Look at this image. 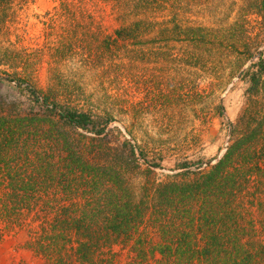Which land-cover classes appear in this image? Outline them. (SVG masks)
<instances>
[{
    "label": "rangeland",
    "instance_id": "rangeland-1",
    "mask_svg": "<svg viewBox=\"0 0 264 264\" xmlns=\"http://www.w3.org/2000/svg\"><path fill=\"white\" fill-rule=\"evenodd\" d=\"M60 1L16 0L7 29L0 34V116L45 119L29 126L6 123L38 130L42 138L29 141L28 155L21 139L27 133H16L15 150L5 147L1 153L0 264H214L202 256L205 249H216L205 234L234 229L233 219L228 220L233 210L242 213L247 229L264 232V185L244 186L229 201L215 196L218 185L205 184L202 178L235 139L264 122V92L249 90L250 75L264 59V17L243 13V0H208L209 9L207 4L181 13L192 25L235 27L230 38L239 51L249 48L254 55L232 54L241 64L233 77L230 68L220 80L201 69L194 75L195 68L145 70L154 67L146 62L137 63V71L122 67L105 76L103 66L92 69L91 56L80 51L83 29L78 39L68 16L50 20ZM61 39H73V54L71 45L64 54L52 56ZM4 53L14 56L5 61ZM167 63L161 61L158 67ZM171 91L174 96L167 104L163 97ZM156 93L158 100L149 101ZM162 106L164 111L155 110ZM54 107L90 109L111 121L102 135H95L67 123ZM170 120L171 127L166 124ZM45 130L64 135L54 132L60 138L56 143L46 139ZM44 146L54 148L47 154L55 165L46 181L45 171L40 177L33 174L42 162L36 152L44 155ZM69 148L82 153L94 168L111 166L110 173L119 175L94 189L77 165L68 166L67 161L78 159ZM11 168L18 172L16 179L8 174ZM110 191L119 198L126 194L132 203L116 211L108 200ZM116 214L127 221L118 231L106 223ZM222 220L229 224L221 226ZM163 247L174 256L163 257ZM190 248L199 251L194 259L176 253Z\"/></svg>",
    "mask_w": 264,
    "mask_h": 264
},
{
    "label": "trees",
    "instance_id": "trees-1",
    "mask_svg": "<svg viewBox=\"0 0 264 264\" xmlns=\"http://www.w3.org/2000/svg\"><path fill=\"white\" fill-rule=\"evenodd\" d=\"M205 5H207L206 7L209 6L208 0H61L60 5L55 7L54 14L49 16V18L51 21H63L68 16L71 22L75 24L74 27L77 28V33L74 31L73 35L78 39V30L83 29L81 34L83 37L79 39L82 46L80 51L91 56L89 63L92 64V69L103 66L105 73L103 75L105 76L107 74L111 76L112 73L119 72L122 67H125V70L128 68L137 71L140 67L137 63L146 62L154 64V67L146 68L145 70L162 71V69H166L188 72L190 68H195L194 75L197 70L201 69L204 73L212 72L214 77L220 80L225 79V73L230 68L232 71L229 73V77H233L237 72L236 68H241V64L231 59L232 54L236 52L240 55L249 54L250 56L251 54L254 55V53L249 48L239 51L237 41L230 38V31L235 28L233 25L224 24L221 27L206 28L192 25L191 21L180 18L181 13L189 7L191 10L194 7ZM14 6H16V0H0V34L4 29H7V20L13 16ZM241 9L243 13L252 11L264 17V0H243ZM47 14L50 13L47 12ZM243 16L245 15L243 14ZM71 45L73 54V39L70 42H65L64 39H61L56 47L53 48V50L55 49L54 52L50 54L52 56H55L57 52L60 55L64 54ZM243 45L245 47L248 46L247 43ZM47 49H49V45L43 47V51L46 52ZM12 55L14 56V54L6 55L4 53L2 57L5 56L4 60L8 61L13 57ZM99 57L101 58L100 60L98 59ZM124 60H127V63ZM161 61L168 62V65L158 67V63ZM107 64L109 65L106 66ZM257 66V69L250 75L251 85L249 90H257L256 92L262 90L264 92L263 58L259 60ZM12 67L18 69L19 66L13 65ZM17 69H15L14 74L21 76ZM225 70L226 72H224ZM59 80L55 81L58 83ZM172 91L169 95L164 94L163 98L166 99L167 104L171 100L172 95L174 96ZM157 95L156 93L148 96L149 101H157L159 98ZM163 107H156L155 110L164 111ZM220 107L223 108V106ZM54 108L67 123L85 128L88 132L95 135H102L111 121L110 118L105 119L95 115L90 109L73 107L65 110L59 107ZM50 110L53 111V107ZM1 121L6 122L0 123V156L5 147L8 148V152L15 150L12 147L17 144V136L15 134L21 135L22 132L24 134L27 133L26 139L21 138L23 146L26 147L24 152L30 155V152L27 151V148L31 146L29 141L34 138H37L35 140H40L39 137L42 138V135H39L40 131L31 129L23 131L17 128L16 125L6 127V123L26 122L27 124H34L44 122L45 119L42 120L40 117L28 115H17L15 117L3 115L0 116ZM171 122L172 120L166 122V124L171 127ZM261 126L258 125V127L248 132L249 128L247 132L235 139L223 156L202 177L205 184L218 185L219 193L215 196L221 199L229 197V201H233L237 197V190L240 192L244 186L251 183L256 186L264 185V122ZM257 129L261 130L259 132H262V135L257 136L259 133L256 132ZM54 132L64 135L63 132L55 130H45L44 135H47L46 139L55 140L58 143L60 138H55ZM66 140L67 138H64V141ZM259 146L261 148L257 150ZM32 147H36V145H32ZM81 148L78 147L77 150ZM50 150L53 151L54 148L51 149L50 146H44V155L41 152H36L42 162L33 171V174H38L40 177L43 176L42 172L45 171V181L49 180V176H51L55 166L53 157L47 154ZM69 151L72 158L77 156L78 159L73 158V160L67 161L68 166L73 168V166L77 165L82 170V175L89 178L87 181H90V185L94 189L98 183L106 182L107 179H112L114 175H119L116 171L113 175L110 173L109 169H113L111 166H99V169L94 168L93 166L95 165L90 164L82 153H79V151L74 152L71 148H69ZM100 169L105 170L106 173H100ZM8 174L14 177L13 179L18 176V172L14 168L9 169ZM117 180L116 178L115 183L118 182ZM119 188L128 191V187L123 188L121 184ZM109 193V203L113 205L116 211L132 203H129L131 198L126 199L128 198L126 194L119 198V193L111 191ZM123 200H126L127 203L123 202L121 204L120 202ZM120 216V214H116L112 218H108L106 223L112 227L114 226L118 231L127 223L126 218L120 221ZM229 216L228 220L233 219L235 228L232 230H221L219 233L211 232L209 235L205 234V238L216 249H205L202 251V256L214 264H264V232H260L253 227L247 229L243 225L242 213L239 214L233 210ZM219 223L223 227L229 224L228 221L223 220ZM252 225L254 224L252 223ZM160 252L165 258L170 259L174 256V252L166 247L160 249ZM176 253L179 254L181 259L187 258L189 260L199 255V251L191 248L188 250L179 249Z\"/></svg>",
    "mask_w": 264,
    "mask_h": 264
}]
</instances>
